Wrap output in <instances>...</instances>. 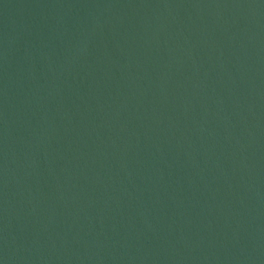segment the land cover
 I'll return each mask as SVG.
<instances>
[{
    "label": "water",
    "instance_id": "water-1",
    "mask_svg": "<svg viewBox=\"0 0 264 264\" xmlns=\"http://www.w3.org/2000/svg\"><path fill=\"white\" fill-rule=\"evenodd\" d=\"M0 264H264V0H0Z\"/></svg>",
    "mask_w": 264,
    "mask_h": 264
}]
</instances>
